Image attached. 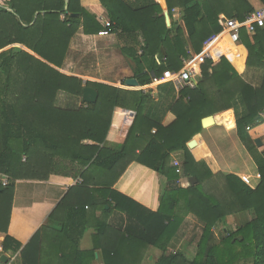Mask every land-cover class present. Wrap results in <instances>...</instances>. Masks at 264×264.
I'll list each match as a JSON object with an SVG mask.
<instances>
[{
    "label": "trees",
    "instance_id": "trees-1",
    "mask_svg": "<svg viewBox=\"0 0 264 264\" xmlns=\"http://www.w3.org/2000/svg\"><path fill=\"white\" fill-rule=\"evenodd\" d=\"M99 1L108 12L122 54L135 64L141 86L150 85L165 71H180L184 61L200 54L205 41L228 22L244 21L256 10L249 0H166L170 13L180 9L183 23L168 27L156 0ZM81 24L86 34H98L103 28L81 0H10V9L0 7V50L21 44L45 60L19 47L0 53V173L9 176L7 185L0 182V232L6 234L3 252H21L20 264H44L45 248L61 250L57 242H51L61 239L70 245L73 264H90L97 250L105 264H144L151 246L162 251L152 264H264V151L248 143L252 140L246 131L247 126L264 123L260 115L264 111V75L261 85L253 87L228 59H207L201 65L198 84L182 89L171 106L176 119L163 125L148 111L152 96L143 90L85 83L59 70ZM240 42V67L264 71V29L257 28L255 34L242 29ZM87 86L98 91L95 103L76 110L55 106L60 91L83 96ZM238 100L246 108V114L237 118L238 133L261 174L256 188L236 174L214 173L191 151L203 131L202 119L233 108ZM117 107L132 112L133 118L123 142L106 147L103 143ZM86 140L95 144H85ZM176 152L183 154L184 175L196 177V184L179 185L180 175L171 164ZM133 162L158 173L157 211L115 188ZM49 174L82 181L70 188L51 214L50 223L21 250L22 244L8 234L15 181L45 180ZM86 204L93 211L102 210L103 215L92 224L96 230L92 250L80 249L89 225L75 220L82 211L87 218ZM242 211L251 212V220L235 231H223L217 241L213 229L227 216ZM114 212L124 216L119 228L107 220ZM59 214L62 224L54 227L51 221ZM190 214L204 225L193 259L183 252H168L170 240Z\"/></svg>",
    "mask_w": 264,
    "mask_h": 264
},
{
    "label": "crops",
    "instance_id": "crops-1",
    "mask_svg": "<svg viewBox=\"0 0 264 264\" xmlns=\"http://www.w3.org/2000/svg\"><path fill=\"white\" fill-rule=\"evenodd\" d=\"M66 1L68 2L69 0ZM156 1L164 10L168 27H171L173 22L182 23L181 11L179 8H175L173 12L170 13L166 0ZM249 1L252 3L251 0ZM81 2L90 13L96 15L97 19L103 25L101 31L106 30V22L110 21V18L100 1L81 0ZM253 6L255 7L254 4ZM0 7L10 9V0H0ZM255 9L257 8L255 7ZM62 18H64V15H62ZM101 31L98 34H86L81 24L78 31L71 39L65 61L59 70L66 75L78 77L85 83L87 81H92L122 89L143 90L145 93L152 96L151 100L146 105L148 111L153 117L161 119L163 125L171 124L176 119V115L171 111V106L179 98L182 89H178L171 81H163L151 87L141 85L131 87L126 85L127 79L135 78L138 80L134 72L135 64L122 54L115 32L112 31L109 34L102 35ZM13 47H19L45 61L34 51L21 44L9 45L0 50V53ZM240 51V40L239 42H233L227 37L213 45L212 60L218 62L222 58L228 59L248 84L253 87H259L264 75L263 69L247 66L240 67ZM201 65L202 64L196 69V84H198L202 78ZM160 86H162L161 89ZM86 104L88 103L83 101L82 96H75L65 91H60L55 100V106L63 109L76 110L83 106L86 107ZM263 112L260 113L261 117H263ZM245 114V104L241 100H238L233 108L211 115L214 117V123L207 127L203 126V131L196 136V145L191 151L196 160H205L214 172L218 173L220 171L224 174H236L241 178L247 175L251 180V184L249 185L256 188L261 183V174L248 148V144L242 140L237 129V118ZM132 115V112L124 108H115L110 129L103 146L117 147V145L123 142L127 131L126 127L128 123H131ZM252 127H246V131L250 134L252 140L248 141V143H253L258 150L264 151V123ZM256 139H260L262 144L258 145ZM84 143L95 144L93 141L89 140L84 141ZM173 157L183 161L182 152L174 153L172 159ZM23 161H26L25 156L23 157ZM81 181L82 179L60 174H49L45 180L39 178L16 179L8 234L22 244L21 250L30 243L33 236L42 226L50 223V217L53 211L58 207L65 195L68 194L70 188ZM160 182V178L156 171L137 162H133L116 182L115 188L146 206L148 209L157 211L160 206ZM74 195L75 194H73V198ZM87 205L88 204H86V208H88ZM88 209L89 214L87 218L84 215V211H82L77 219H75L79 224H83L87 221L89 225V230L85 232L80 240L79 247L82 250H92L94 248V234L96 230L93 229L92 224L96 222L97 218L102 219L103 216L102 210L98 209L97 211H93L91 208ZM110 216L111 217L107 218V220L113 227L119 228L124 216L118 212H114ZM251 218L252 214L249 211L237 212L227 216L215 227V229H213L218 241L223 236V231H235L239 226L251 220ZM59 219L60 214L51 221V224L54 227H59L58 223L62 224ZM203 228L204 225L195 215H188L177 234L170 240L168 252H183L188 258L193 259L197 253V245L203 233ZM196 229H198L199 233L195 237V235H191L190 232ZM55 233L56 232L52 231L53 235ZM108 233L111 234V231ZM5 236V233L0 232V256L2 254L8 255V264H20L23 260L21 252L16 254L3 252V241ZM44 239L45 241L48 240L46 234ZM60 240L61 239H55L54 241V239H52L51 242H57V245L62 247L61 250L56 249L54 246L45 248L43 256L44 264H61V260L63 261V259L65 260V264H73L75 258L73 253H70V245L66 244L65 240ZM60 242L65 243L61 246ZM161 255L162 251L159 248L151 246L147 250V259L144 261V264L154 263ZM87 262L88 261H85L84 264ZM0 264L4 263L1 261ZM90 264H105L100 251H96V258L93 259Z\"/></svg>",
    "mask_w": 264,
    "mask_h": 264
},
{
    "label": "built area",
    "instance_id": "built-area-1",
    "mask_svg": "<svg viewBox=\"0 0 264 264\" xmlns=\"http://www.w3.org/2000/svg\"><path fill=\"white\" fill-rule=\"evenodd\" d=\"M112 25L113 24H111L110 21H107L106 30L101 31V34L106 35L111 33ZM257 28L264 29V5L247 16L244 21L234 19L228 22L219 33L205 41L203 50L200 54H196L192 58L184 61V67L180 71H165L163 76L154 77L153 82L146 87H151L163 81H171L178 89H183L185 87L194 88L197 83L195 80L196 69H198L200 64H203L207 59L213 58L211 49L209 48L213 42L222 41L227 37L233 42H239L242 29H246L250 34H255ZM262 116L264 117V112L262 113ZM171 164L176 168V172L180 175L178 180L179 185L182 187H189L191 185V180L184 175L183 161L173 157ZM242 179L245 183L251 184V180L247 175L242 176ZM0 182L3 185H7L9 183L8 176L0 173Z\"/></svg>",
    "mask_w": 264,
    "mask_h": 264
},
{
    "label": "water",
    "instance_id": "water-1",
    "mask_svg": "<svg viewBox=\"0 0 264 264\" xmlns=\"http://www.w3.org/2000/svg\"><path fill=\"white\" fill-rule=\"evenodd\" d=\"M126 85L131 86V87H137L140 85L139 81L135 78H130L126 80ZM83 101L86 103H95L98 99V91L94 87H85L83 91V96H82ZM214 123V117L213 116H208L202 120V124L204 127H207L209 125H212ZM256 143L258 145L262 144V141L260 139H256ZM194 145V142L190 144V146ZM192 184L197 183L196 177H191L190 178ZM9 257L6 254H2L0 256V260L3 263H6L8 261Z\"/></svg>",
    "mask_w": 264,
    "mask_h": 264
},
{
    "label": "rangeland",
    "instance_id": "rangeland-1",
    "mask_svg": "<svg viewBox=\"0 0 264 264\" xmlns=\"http://www.w3.org/2000/svg\"><path fill=\"white\" fill-rule=\"evenodd\" d=\"M252 1V3L255 5V7L257 8V9H259V8H261V6H262V3L260 2V0H251ZM132 118H133V115H132ZM131 123H128V126L126 127V128H128L129 127V125H130ZM214 173H216V172H214ZM220 231V230H219ZM218 231V232H219ZM198 229H196V230H192L191 232H190V234L191 235H195V237H196V235H198ZM191 235H190V237H191ZM193 235V236H194ZM193 240H194V238H193ZM217 241H218V239H217Z\"/></svg>",
    "mask_w": 264,
    "mask_h": 264
},
{
    "label": "bare ground",
    "instance_id": "bare-ground-1",
    "mask_svg": "<svg viewBox=\"0 0 264 264\" xmlns=\"http://www.w3.org/2000/svg\"><path fill=\"white\" fill-rule=\"evenodd\" d=\"M218 42V41H217ZM216 43V42H215ZM214 42L210 45V49H211V52H212V47H213V45L215 44Z\"/></svg>",
    "mask_w": 264,
    "mask_h": 264
}]
</instances>
